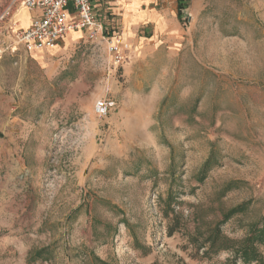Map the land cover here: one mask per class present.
Returning <instances> with one entry per match:
<instances>
[{
    "label": "rangeland",
    "instance_id": "obj_1",
    "mask_svg": "<svg viewBox=\"0 0 264 264\" xmlns=\"http://www.w3.org/2000/svg\"><path fill=\"white\" fill-rule=\"evenodd\" d=\"M191 8L115 65L77 31L26 52L36 11L0 0V264H260L217 249L264 218V0Z\"/></svg>",
    "mask_w": 264,
    "mask_h": 264
},
{
    "label": "built area",
    "instance_id": "obj_2",
    "mask_svg": "<svg viewBox=\"0 0 264 264\" xmlns=\"http://www.w3.org/2000/svg\"><path fill=\"white\" fill-rule=\"evenodd\" d=\"M30 11H36L26 28L14 32L17 44L28 53L48 50L58 46L72 32H81L87 41H100L115 65H120L128 51V46L117 29L116 22L104 23L98 17L92 0H24ZM115 103L98 99L94 113L106 116Z\"/></svg>",
    "mask_w": 264,
    "mask_h": 264
},
{
    "label": "crops",
    "instance_id": "obj_3",
    "mask_svg": "<svg viewBox=\"0 0 264 264\" xmlns=\"http://www.w3.org/2000/svg\"><path fill=\"white\" fill-rule=\"evenodd\" d=\"M92 2L100 20L104 23H108L109 20L116 22L117 29L129 48L127 54L134 53L140 48L145 49L146 46L161 45L174 42L178 37L183 38L181 20L184 16L190 20L193 10L192 0H92ZM179 6L182 7L180 15ZM28 14L30 17V12ZM28 21L30 23V18Z\"/></svg>",
    "mask_w": 264,
    "mask_h": 264
},
{
    "label": "trees",
    "instance_id": "obj_4",
    "mask_svg": "<svg viewBox=\"0 0 264 264\" xmlns=\"http://www.w3.org/2000/svg\"><path fill=\"white\" fill-rule=\"evenodd\" d=\"M180 9H182V7L179 6L178 15H180ZM211 161H212V155L208 157L202 164L200 168V175H201L200 180H202L205 177L207 170L211 166ZM246 207H247V204H241V205H238L230 209L223 216L221 223H218L216 226H214V228L205 238L206 243H209L211 244L212 247H215L218 240L231 241L225 236H222L220 225L226 222L233 215L243 212L246 209ZM257 243L264 244V218L260 221L259 224L253 226L250 229V232L248 233V235L239 244L232 245V246H223L222 248H218V249L216 248V249L231 251L233 254V257H232L233 263H236V259H239L242 262L256 261L257 263L264 264V257L257 249L256 247ZM211 249L212 248H209L208 250H205L204 252H202V256L208 255Z\"/></svg>",
    "mask_w": 264,
    "mask_h": 264
},
{
    "label": "bare ground",
    "instance_id": "obj_5",
    "mask_svg": "<svg viewBox=\"0 0 264 264\" xmlns=\"http://www.w3.org/2000/svg\"><path fill=\"white\" fill-rule=\"evenodd\" d=\"M57 46L53 47V48H49L48 50H52V49H55Z\"/></svg>",
    "mask_w": 264,
    "mask_h": 264
}]
</instances>
